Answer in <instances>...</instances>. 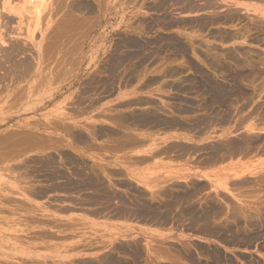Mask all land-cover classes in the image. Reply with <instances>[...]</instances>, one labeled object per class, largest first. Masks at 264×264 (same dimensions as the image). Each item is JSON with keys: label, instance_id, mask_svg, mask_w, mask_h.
Wrapping results in <instances>:
<instances>
[{"label": "rangeland", "instance_id": "rangeland-1", "mask_svg": "<svg viewBox=\"0 0 264 264\" xmlns=\"http://www.w3.org/2000/svg\"><path fill=\"white\" fill-rule=\"evenodd\" d=\"M25 1L12 0L11 5L17 7L16 10L21 12ZM54 1H46L47 11L46 14H44V11L41 14L45 17L42 16L43 20L40 21L42 22L39 26L40 31L34 33V41H29L24 35L26 33L23 32L26 30H23L24 26L23 28L20 26L23 34H10L8 37L10 41H18V44L25 46L24 48L27 51L25 55H20L19 58L29 56L27 61L33 66L32 72L25 79L15 81L16 83L6 77L5 70L0 73L2 75L0 77H4L0 80V134L4 135V133L12 131H29L32 134L30 138L35 143L38 138H40L39 141L44 140L41 141V145L35 143L33 145L30 142L34 141H29L28 144H25L27 148L19 145L13 149L9 148L6 153L7 149L1 150L5 154L0 155V157L2 156L0 158V264H87L86 262L98 264L102 260L101 258L108 256V254L118 257L121 262L126 261L131 264L133 258L131 259L129 255H132V253L129 252L126 255L118 252L116 248L120 245H132L133 248L135 247L134 244L137 245L139 251H137V260L139 261L137 264H145L147 261H158L159 264L161 262H163L162 264H215L212 262L215 257L222 258V264H264V222L260 221H264V183L261 182L264 176H260L264 174V107L261 109L262 111L257 109L260 107L258 105L264 103V32L258 29L257 26L259 25L252 24L253 16L259 21V18H261V22L264 21L262 18L264 17V0H211L218 4L217 10H215L217 15H227L226 13L231 10L233 14H236L232 19H225L222 20L223 22L218 21L217 23L209 20V15H212L207 7L210 0H185V2L184 0H166L169 1L168 4L170 5L168 6L170 7L155 5L160 0H85L90 10H85V12L81 10L82 12H77L74 16L79 15L80 19H85L88 15V19L83 21L85 25L78 17V19H75L80 20L81 24L74 25L73 29L69 27L74 32L77 29V33H73L76 36L72 39L67 37L69 36L68 26L74 22L76 23V21L72 24L68 22L69 25L66 28L68 20L65 18L68 17L66 14L65 18L61 16L64 13L63 11L67 10L64 5H70L69 2H72V0H56L55 3ZM173 1L179 4L172 5ZM1 2L3 0H0ZM187 2L188 5L192 4L198 7L193 9L188 7V10L182 8L187 5ZM7 7L11 8L9 5ZM58 7L61 11L58 10ZM0 12L16 17L14 13H9L7 9H0ZM69 17L74 19L72 16ZM63 18L66 20V23L63 22L65 25L58 27V23ZM174 19L179 20L177 24L167 25L166 22L175 21ZM48 20L49 22L46 24ZM158 21H161V23ZM55 23H57L58 30ZM163 23H166V25H163ZM16 25L14 22L11 24L12 27H16ZM62 26L65 27L66 32H63ZM51 28H54V30ZM49 30L51 33L52 30L56 33L59 31L58 33L61 35L58 34V36H62V38H55V33L52 36L53 34L51 35ZM236 32L238 33L237 37H234ZM49 35L55 40L59 39L60 42L57 41L59 46L55 44L56 41L50 38ZM223 35L225 36L223 37ZM226 35L234 38L229 39ZM63 36L66 37V40ZM73 39L76 40L72 41ZM175 40L177 41L176 44L174 43ZM134 43L135 45H141L138 48L142 50L132 47L131 44ZM177 43H180V45H177ZM8 44L9 41L5 45L0 42L1 47L4 48H7ZM123 44H126V47ZM53 45L54 49H52ZM126 49L128 51L140 50L143 52V56L142 54L136 55L139 58L143 57L142 60L134 55V58L129 56V62L124 58L128 52ZM47 50H49V53ZM122 54H125L124 57ZM128 54L131 53L128 52ZM144 55H147V58ZM1 56L0 53V62ZM116 56L117 58L119 56V60L121 58L126 59V62L123 61L121 66H117L118 71L114 70L116 73L105 71V68L108 69L110 64L108 60H117L115 59ZM108 62L109 64H106ZM106 65L108 66L106 67ZM137 67L142 68L138 70ZM132 68L134 69L132 70ZM131 70L132 72L137 70L136 74L131 73ZM168 73H170V76ZM172 73L173 75L177 74L173 76ZM47 74L49 75L47 76ZM208 77L223 88L226 87L228 98L230 100L236 98L238 103L237 101L232 100L230 102V100H227L229 101V103L227 102L228 105L224 103L221 106L216 103V106L210 99L207 91L208 87L205 88V86H208ZM232 81H235L236 85ZM38 82L39 84H37ZM144 83L146 85H143ZM94 84L96 87H94ZM234 86H240L239 90L241 91L236 92L234 89V93ZM127 103L129 104L127 105ZM229 104H232L231 107ZM155 105L158 107L155 108ZM223 106L224 108L228 106V108L224 109ZM154 108L159 110L157 112L164 119L170 120L172 118L171 120L179 119L182 121L185 117L183 120L185 123L196 120L201 121L213 116L214 119L219 118L221 114H225V111L228 117L226 116L227 120L225 122L213 123L209 127L208 123L202 121V125L207 124L204 126L206 129L202 127L203 131H201V125V132H198V135L195 129L192 130L193 132H186L190 140L169 139L167 141L169 143L178 141L174 144L182 143V145L194 149L188 153L190 155L177 157V159L163 157L160 160L156 159L136 164L133 162L135 158L144 155L138 148L116 150L113 146L114 142L110 138L104 135L101 137L95 135L100 128L103 130H119V134H122L121 131L124 129L125 124L118 119L116 121V118L144 112V109L145 112L146 110L155 112ZM180 109H186L187 111L180 113ZM252 111L261 114L258 116ZM248 115L251 117L249 121L255 130L246 127L249 121L246 124L244 123V126L238 125V120L249 117ZM51 121H53L52 125L48 123ZM72 124L77 128L79 127L78 130L87 135L86 138L90 139L89 144L92 141L91 146L94 145V147L77 144L68 133L64 132L65 127H73ZM121 124H124V127ZM151 130V132L147 130L144 133L148 134L150 132L152 139H157V142L166 135L165 133H171L170 131ZM137 134H139L138 130ZM248 136H254L253 138L261 136L262 139L256 142L255 146L248 152L244 151L243 153L230 155V157L225 156L222 160L216 161V164L214 162L208 164V147L215 143L226 142L230 139L235 141ZM148 143L150 142L148 141ZM51 144L53 146H50ZM69 144H74L73 147L79 149L81 155L69 149ZM157 144L160 147L164 145ZM29 145H32V147ZM10 150H12L11 153ZM60 153L63 154L62 159H64V162H66L65 158L67 156L72 157L78 154L77 157L81 158L88 167L100 165L101 167L96 168V171L99 172L103 168L100 170L102 174L100 172L99 174H101L100 177H103L105 184L112 186L115 192L119 191L118 193L122 197L125 195L124 198L128 200L133 199L132 194L135 195L134 189H131V187L142 191L148 199L156 203H163L170 198L160 193H158L160 195H157L155 191L157 186L150 182L160 184L158 185L161 189L157 191L163 189V191H174V193L178 191L179 193L189 188L188 191L194 192V195L192 194L194 197L189 195L192 198L188 197L190 199L188 201L191 204L195 201L198 202L194 203L195 208L202 209L208 205L206 201L210 200H212L210 202H214L213 204L220 207L221 213L216 216V220L215 218L212 220L210 217V219L207 218V222L209 221L210 224L216 226L218 231L222 228L219 234L214 236L208 235L207 232H200L197 226H188L189 224L184 220L183 222L169 220L157 225L140 221L137 218L125 219L113 216L112 211L107 213L112 210L113 204L107 210L99 205L102 208H99L98 211V205L83 203V200L80 199L83 196L80 193H72L66 190L56 191L53 188L54 191L51 185H56V183L62 185L63 182L61 179L49 182L41 181L44 178L40 177L43 174L38 172L40 169L37 171L40 162L38 159L42 157L46 160L48 156L50 158L53 156L52 158L57 161H55L56 165L58 164L59 167L60 165L64 166L60 167L62 168L61 172H64L63 174L69 173L67 170L68 162L64 165L65 163L61 164L59 160L61 159ZM6 155H10V158H4L3 160V156L7 157ZM13 155L17 157L15 158ZM35 158L36 160H34ZM94 163L96 164L93 165ZM69 167L71 166L69 165ZM65 168L66 171H64ZM5 169L6 171H4ZM127 169L142 173L145 177L144 185L131 178L127 173ZM157 169L159 172L175 170L177 174L168 178L165 174L146 175L147 172L153 173ZM105 171L112 173L107 172V174ZM233 172H237L236 177H227ZM254 177L257 180L256 182ZM247 179L250 181L251 186L248 187L247 185L242 189L233 190L237 183ZM212 181L222 184L221 187H215ZM50 183L51 185L48 186ZM224 184L227 190L222 187ZM26 188L27 190H25ZM194 189L196 190L194 191ZM229 203H232L231 205L234 208L237 206L236 211L238 213L240 211V215H235V221L230 216L227 217L228 215L225 213L226 210L231 209V205L228 207ZM175 208L177 209V207ZM175 208L174 212L176 213L178 209L175 211ZM102 209L105 212H102ZM222 211L225 215L222 214ZM174 212L172 215H175ZM262 215L263 219L260 217ZM173 218L176 219L175 216ZM231 226L236 229L235 232ZM226 227L227 232L224 231V234L223 228ZM228 229H231L233 233ZM236 232H238L237 235H235Z\"/></svg>", "mask_w": 264, "mask_h": 264}, {"label": "bare ground", "instance_id": "bare-ground-1", "mask_svg": "<svg viewBox=\"0 0 264 264\" xmlns=\"http://www.w3.org/2000/svg\"><path fill=\"white\" fill-rule=\"evenodd\" d=\"M46 1L47 0H26L25 1V5L24 6H22V11L20 12L19 10H16L17 9V7L15 8V6H12L11 5V2H12V0H3V2H1L0 4H1V10H5V9H7L8 11H9V13H14V15H16V17H14V16H10L9 14H4L3 12H0V18H1V22H0V42H1V44H3V45H5L6 43H7V41H9V44H8V46H7V48H4V47H1V45H0V53H1V57H2V59H3V61H2V59H1V62H0V73H1V71L3 70H5V72L4 73H6L5 75H6V77H8L12 82H13V80H14V83H16L15 81H17V80H20L21 81V79L23 80V79H25V77H27V76H29V74L32 72V64L31 63H29L28 61H27V58L29 59V56L27 57V58H19L20 57V55H25V52L27 51V49L26 48H24L23 46H22V44H18L17 42L18 41H13V40H9L8 39V37H9V35L10 34H16V35H20V33H22V31H21V27L20 26H22V28H23V26H24V28H23V30L24 29H26V30H24L23 32H26L24 35L26 36V38L29 40V41H32L33 40V36H34V33L36 34V32L35 31H40L39 29V26H40V23L42 24V22H40V21H42L43 19H42V16H41V14H42V12L44 11L45 13L44 14H46V11H47V9H46ZM56 1V0H55ZM55 1H54V3H55ZM156 1V0H155ZM154 1V2H155ZM260 1V0H259ZM262 1V0H261ZM64 2V1H63ZM168 2L169 1H166V0H160L159 1V3L158 2H156V4L155 5H158V6H160V7H163L164 5L165 6H168V5H170V4H168ZM171 2V1H170ZM184 2H185V0H184ZM70 3V5L68 4V3H65L66 5L68 4V6H65L64 5V8H67V10L65 9V11H66V13H65V11H63L64 13H63V15H61V16H64V18H65V14H66V16L68 17V18H65L66 20H68L67 21V23H66V20L63 18L59 23H58V27L59 26H61V25H65L64 23H66V28H67V25H69V24H72L74 21H76V23L74 22L72 25H69L68 26V29H69V31H68V29H66L67 31H68V35L69 36H67V37H70L71 39L72 38H75V36L73 35V33L75 34V33H77L76 32V27L77 28H79L78 26H76L75 27V32H74V30H72L71 31V28L73 29L74 28V25H78V23H80L81 24V22H83V21H86V19H88V15L85 17V19H83L82 17V19H80V17H78L79 15H77V16H74V14L75 13H77V12H80L81 10H83L84 12H85V10L87 11H89L90 10V7H88V4H87V2H85V0H72V2H69ZM173 3V4H172ZM171 4L172 5H177V4H179V3H176L175 1H173ZM154 4V3H153ZM182 4V3H181ZM187 5H185V6H180V7H182V8H185V9H187L188 7L190 8V7H192V9L193 8H195V7H198V6H194V5H192V4H190V5H188V2L186 3ZM206 4H207V1H206ZM205 4V5H206ZM7 5H9L11 8L9 9L8 7L6 8V6ZM29 5V6H28ZM49 5V4H48ZM56 6V5H55ZM60 6V5H59ZM146 6V5H145ZM60 7H63L62 5L60 6ZM92 7V6H91ZM168 7H170V6H168ZM206 7V6H205ZM207 7H208V10H210V12L209 13H211L212 15H209V20H210V22L212 21H216V23L218 22V21H222V20H225V19H232V17L234 16H236V14H233L231 11H230V9H229V11L230 12H228V13H226L227 15H224V16H222V15H217L216 13L217 12H215V10H217V8H218V4L215 2V1H208V5H207ZM56 10H57V8L56 7H54ZM188 8V9H189ZM45 9V10H44ZM49 9V8H48ZM54 9V10H55ZM165 9H167V8H165ZM185 9H182V10H185ZM187 9V10H188ZM197 9V8H196ZM207 9V8H206ZM52 10V9H51ZM58 10H60L59 9V7H58ZM191 10V9H190ZM199 10V9H198ZM235 9H233V11H234ZM238 10V9H237ZM61 11V10H60ZM68 11V12H67ZM179 11V10H178ZM236 11V10H235ZM53 12V11H52ZM56 12V11H55ZM82 12V11H81ZM170 12V11H169ZM237 12V11H236ZM235 12V13H236ZM59 13V12H58ZM68 13V14H67ZM238 13V12H237ZM53 15H54V13H52ZM52 14H50V15H52ZM69 14H71V15H69ZM79 14V13H78ZM81 14V13H80ZM85 14V13H84ZM86 14H87V12H86ZM72 16V17H74V19H72V18H70L69 16ZM95 15V14H94ZM41 16V17H40ZM84 16V15H83ZM166 16V15H165ZM240 16V15H239ZM253 16V15H252ZM43 17H45V15L43 16ZM81 20V22H79L80 20H75V19H78V18ZM238 17V16H237ZM163 18H168V17H163ZM263 19H264V17H262ZM47 19V18H46ZM237 19V18H236ZM260 19V21L258 20V19H256V17H252V24L254 25V24H257V25H259V26H257L258 27V29H260V30H262L263 32H264V21L263 22H261V18H259ZM57 20V21H58ZM175 20V19H174ZM65 21V22H64ZM164 21V20H163ZM167 21V20H166ZM169 21V20H168ZM179 21V20H178ZM178 21L177 20H175V21H169V22H166L167 23V25H172V24H177L178 23ZM231 21V20H230ZM233 21V20H232ZM231 21V22H232ZM237 21V20H236ZM12 22H14V23H16L17 25H16V27H12L11 26V24H12ZM44 22V21H43ZM48 22H49V20L47 21V23L46 24H48ZM64 22V23H63ZM68 22H69V24H68ZM158 22H160L161 23V21H158ZM210 22H208V23H210ZM223 22V21H222ZM228 22V21H227ZM235 22V21H234ZM62 23V24H61ZM84 23V22H83ZM166 23H163V25H166ZM181 23V22H180ZM260 23H262V24H260ZM56 24V29L58 30V28H57V23H55ZM90 24V23H89ZM158 24V23H157ZM188 24V23H187ZM84 25H85V23H84ZM84 25H83V27H84ZM159 25V24H158ZM161 25V24H160ZM44 26V25H43ZM186 26V25H185ZM184 26V27H185ZM63 27V26H62ZM65 27H63V32L65 31L64 29H65ZM69 27H71V28H69ZM203 27V26H202ZM199 28V27H198ZM51 29H53L54 30V28H51ZM167 29V28H166ZM192 29V28H191ZM52 30V33H51V31L49 30V33L52 35L53 33H55V38L56 37H59L58 36V34H60V33H56V32H54ZM79 30V29H78ZM56 31V30H55ZM241 31V30H240ZM261 31V32H262ZM66 32V31H65ZM71 33V35H70V33ZM81 32V31H80ZM262 32V33H263ZM84 33H85V31H84ZM223 33V32H222ZM23 34V33H22ZM40 34H42L41 32H40ZM237 32L234 34V37H237ZM51 35H49V37L51 36ZM61 35V34H60ZM62 35H65V34H62ZM78 35V34H77ZM43 36V35H42ZM46 36H47V34H46ZM52 36H54V34L52 35ZM50 37V38H53V37ZM74 36V37H73ZM79 36V35H78ZM173 36V35H172ZM221 36V35H220ZM225 35H223V37H224ZM227 36V38H229V39H231V38H234V37H230V36H228V35H226ZM239 36V35H238ZM241 36V35H240ZM11 37V36H10ZM61 38H62V36H60ZM59 37V39H61ZM63 37H65V36H63ZM175 37V36H174ZM55 38H53L54 40H55ZM69 38V39H70ZM169 38V37H168ZM49 39V38H48ZM58 39V38H57ZM59 39L58 40H55L56 41V43L55 44H57L58 42H60L59 41ZM68 39V38H67ZM80 39H82V38H80ZM171 39V38H170ZM169 39V40H170ZM223 39H225V38H223ZM229 39H227V40H229ZM65 40H66V37H65ZM76 39H73L72 41H75ZM172 40V39H171ZM174 40V39H173ZM176 40H177V38H176ZM174 41V43L175 42H177V41ZM34 41V40H33ZM58 41V42H57ZM71 41V42H72ZM82 41V40H81ZM6 42V43H5ZM135 42V41H134ZM171 42V41H170ZM20 43V42H19ZM33 43V42H32ZM38 43V42H37ZM78 43V42H77ZM125 43V42H124ZM137 44H138V42H136ZM27 44V43H26ZM33 44H35V43H33ZM49 44V43H48ZM66 44V43H65ZM135 45V43L134 44H131L132 45V47H137V48H135V49H141V48H138V47H140L139 45ZM163 44V43H162ZM176 44V43H175ZM2 45V46H3ZM29 45V44H28ZM27 45V46H28ZM46 45H47V43H46ZM50 45V44H49ZM58 45V44H57ZM61 45V44H60ZM69 45V44H68ZM77 45V44H76ZM124 46L126 45V44H123ZM174 45V44H173ZM177 45H180V43L178 44L177 43ZM184 45V44H183ZM50 46H52V45H50ZM59 46V45H58ZM70 46V45H69ZM78 46V45H77ZM76 46V47H77ZM81 46V45H80ZM128 46V45H127ZM71 47V46H70ZM126 47V46H125ZM129 47H131V46H129ZM131 47V48H132ZM178 47V46H177ZM50 48V47H49ZM75 48V47H74ZM180 48V47H179ZM52 49H54V45H53V47H52ZM144 49V48H143ZM182 49V48H181ZM49 50H51V49H49ZM49 50H47L48 51V53H49ZM132 50V49H131ZM142 50V49H141ZM152 50V49H151ZM157 50V49H156ZM182 50H184V49H182ZM217 50V49H216ZM29 51V50H28ZM126 51H128L127 49H126ZM133 51V52H132ZM132 51H128V52H130L131 54H128V52H127V54L125 55V57H124V55H123V57L124 58H126L127 60H128V58H129V56H133V58H134V55L136 56V55H141L143 52H141L140 50H132ZM149 51V50H148ZM44 52V51H43ZM42 52V53H43ZM56 52V51H55ZM145 52V51H144ZM153 52V51H152ZM158 52V51H157ZM47 53V54H48ZM123 53V52H122ZM154 53V52H153ZM222 53V52H221ZM44 54H46V53H44ZM145 54V53H144ZM34 56V55H33ZM142 56H143V54H142ZM147 56V55H146ZM145 55H144V57H146ZM252 56V55H251ZM43 57H44V55H43ZM46 57V56H45ZM137 57V56H136ZM136 57H135V59H136ZM252 57H254V56H252ZM35 58V57H34ZM50 58V57H49ZM132 58V59H133ZM137 58H139V57H137ZM142 58L143 57H141V58H139L140 60H142ZM147 58V57H146ZM212 58V57H211ZM51 59H52V56H51ZM111 59V58H110ZM115 59H117V60H108L109 62H110V64H109V62L108 63H106V64H109V66L108 65H106V67L108 66V69L107 68H105V66H104V68L106 69L105 71H110V73H111V71H114V70H117L118 68H117V66L119 67V66H121L122 65V63H123V61L124 62H126V59H123V58H121L120 60H119V56H118V58H117V56H116V58ZM212 59H214V58H212ZM76 60V59H75ZM134 60V59H133ZM138 60V59H137ZM140 60H139V62H140ZM145 60V59H144ZM30 61V60H29ZM59 61H61V60H59ZM66 61V60H65ZM77 61V60H76ZM129 61V60H128ZM215 61V60H214ZM70 62V61H69ZM112 62V63H111ZM130 62V61H129ZM138 62V61H137ZM264 62V61H263ZM51 63V62H50ZM57 63V62H56ZM55 63V64H56ZM77 63H78V61H77ZM144 63V62H143ZM222 64V63H221ZM63 65H64V63H63ZM126 66H127V64H125ZM215 65V64H214ZM218 65V64H217ZM47 66V65H46ZM60 66V65H59ZM138 66V65H137ZM49 67V66H48ZM55 67V66H54ZM110 67V68H109ZM130 67V66H129ZM140 67V66H139ZM115 68V69H114ZM117 68V69H116ZM124 68V67H123ZM138 68V67H137ZM142 68V67H141ZM141 68H138V70H140ZM216 68V67H215ZM55 69H56V67H55ZM61 69H63V68H61ZM127 69V68H126ZM134 68H132V70H133ZM144 69V68H143ZM44 70H46V69H44ZM132 70H131V73H133L132 72ZM223 70V69H222ZM67 71V70H66ZM104 71V72H105ZM118 71V70H117ZM137 71V70H136ZM136 71L134 72V74H136ZM144 71V70H143ZM254 72H255V70H253ZM41 72H44V71H41ZM64 72V71H63ZM122 72V71H121ZM180 72V71H179ZM47 73V72H46ZM60 73H62V72H60ZM93 73V72H92ZM114 73H116L115 71H114ZM175 73V72H174ZM223 73V72H222ZM253 73V72H252ZM43 74V73H42ZM41 74V75H42ZM55 74V73H54ZM63 74V73H62ZM127 74V73H126ZM139 74V73H138ZM141 74V73H140ZM161 74H162V72H161ZM169 74V76H170V73H168ZM167 74V75H168ZM177 74V73H176ZM176 74H174L173 75V73L171 74V75H173V76H175ZM35 75V74H34ZM44 75H45V73H44ZM49 74H47V76H48ZM57 75H58V73H57ZM59 75H61V74H59ZM133 75V74H132ZM164 75V74H163ZM240 75V74H239ZM0 76H2L1 74H0ZM46 76V77H47ZM71 76V75H70ZM117 76V75H116ZM115 76V77H116ZM129 76V75H128ZM157 76V75H156ZM238 76V75H237ZM236 76V77H237ZM247 76V75H246ZM42 77V76H41ZM93 77V76H92ZM97 77H98V75H97ZM110 78H111V76H109ZM131 77V76H130ZM133 77H134V75H133ZM241 77V76H240ZM2 77H0V80H2V79H4V77L1 79ZM7 78V79H8ZM48 78V77H47ZM56 78V77H55ZM67 78H69V77H67ZM108 78V77H107ZM128 78V77H127ZM238 78V77H237ZM245 78V77H244ZM58 79V78H57ZM91 79V78H90ZM112 79V78H111ZM114 79V78H113ZM126 79V78H125ZM157 79V78H156ZM213 79V78H212ZM232 79H233V77H232ZM41 80V79H40ZM97 80V79H96ZM96 80H95V82H96ZM130 80V79H129ZM207 80V79H206ZM222 80V79H221ZM233 80H235V78L233 79ZM237 80V79H236ZM239 80V79H238ZM7 81V80H6ZM93 81V80H92ZM102 81H103V79H102ZM154 81H155V79H154ZM217 81V80H216ZM19 82V81H18ZM86 82V81H85ZM94 82V83H95ZM151 82V81H150ZM233 82V84L234 85H236L235 83V81H232ZM235 82V83H234ZM21 83V82H20ZM102 83V82H101ZM37 84H39V82L37 83ZM89 84H90V82H89ZM96 84H97V82H96ZM104 84V83H103ZM179 84V83H178ZM177 84V85H178ZM206 84V83H205ZM232 84V85H233ZM93 85V84H92ZM95 85V84H94ZM98 85V84H97ZM101 85V84H100ZM143 85H146L145 83L143 84ZM181 85V84H180ZM198 85H200V84H198ZM207 85L208 86H205V88L206 87H208V94L210 95V99L213 101V103H215V105H216V103L218 104V105H221L222 106V104L224 105V103H226L227 105H228V103H229V101H227V100H230L228 97V90L226 89V87H222V86H220L219 84H217L214 80H210L209 79V77H208V81H207ZM12 86V85H11ZM89 86V85H88ZM170 86H172V85H170ZM173 86H174V84H173ZM183 86V85H182ZM3 87V86H2ZM39 87V86H38ZM94 87H96V85L94 86ZM98 87H100V86H98ZM104 87H105V85H104ZM103 87V88H104ZM111 87V86H110ZM203 87H204V84H203ZM202 87V88H203ZM235 88H233V91H234V89L236 90V92H240L241 90H239V87L237 86H234ZM23 88V86L21 87V89ZM26 88V87H25ZM93 88V87H92ZM184 88V87H183ZM186 88V87H185ZM20 89V90H21ZM98 89V88H97ZM207 89V88H206ZM86 90H89V89H86ZM93 90H94V88H93ZM103 90V89H102ZM3 91V90H2ZM183 91V90H182ZM206 91V92H207ZM230 91H231V89H230ZM229 91V92H230ZM87 92H90V91H87ZM86 92V93H87ZM96 92V91H95ZM2 93V92H1ZM18 93V92H17ZM21 93V92H20ZM98 93V92H97ZM234 93H235V91H234ZM19 94V93H18ZM22 94V93H21ZM230 94V93H229ZM231 95H232V93H231ZM231 95H230V97H231ZM236 95V94H235ZM240 95V94H239ZM248 95V94H247ZM237 96V95H236ZM209 97V96H208ZM90 98V97H89ZM234 98V97H233ZM22 99V98H21ZM20 99V100H21ZM235 100H233V101H237L238 99H236V98H234ZM90 100V99H89ZM232 100H230V102L232 101ZM251 100V99H250ZM82 101V100H81ZM144 101H146V100H144ZM211 101V102H212ZM148 102V101H147ZM228 102V103H227ZM240 102V101H239ZM140 103H142V102H140ZM144 103V102H143ZM237 103H238V101H237ZM236 103V104H237ZM243 103V102H242ZM129 103H127V105H128ZM150 104V103H149ZM211 104V103H210ZM264 104V103H263ZM263 104L262 105H258V106H260L259 108H257L258 110H261L264 106H263ZM154 105V104H153ZM213 105V104H212ZM230 105V107H231V105L232 104H229ZM234 105V104H233ZM240 105H242V104H240ZM11 106V105H10ZM217 106V105H216ZM220 106V107H221ZM235 106V105H234ZM237 106V105H236ZM247 106V104L245 105V107ZM257 106V105H256ZM12 107V106H11ZM151 107V106H150ZM156 107H158V106H156L155 105V108ZM213 107V106H212ZM211 107V108H212ZM215 107V106H214ZM219 107V108H220ZM237 107H239L240 108V106H237ZM3 108V107H2ZM154 108V111L155 112H153V111H147L146 110V112H145V109H144V112H140V113H135V114H131V115H129V116H120L119 118H116V121H117V119L121 122V123H124L125 124V127L123 126L124 124H121L123 127H124V129H122V131H121V133L122 134H119V132L117 131V130H103V129H101L100 128V130L98 129L97 131H96V133H95V135H98V137H101V136H107L108 138H110L111 140H112V142H114V147H115V149L116 150H124V149H139L140 151H142L143 152V154L144 155H142V156H140V157H137V158H135V160L133 161V162H135L136 164H138V163H145V162H149L150 160L152 161V160H156V159H158V160H160V159H162L163 157H174V158H172V159H177V157H179V158H181V157H184L185 155H190V154H188L191 150H194L192 147H187V146H184V145H182V143L180 144H174V143H177L176 141L174 142V143H169V142H167L169 139H172V138H176V140L177 139H180L181 141H183L184 139H187V140H190V138H189V136L187 135V133L186 132H189V131H192V130H194L195 129V131H196V134L198 135V132H201V131H203V128L202 127H204V126H206V125H202V121L203 122H205V123H208V127H209V125H211V124H213V123H222V122H225L226 120H227V118H226V116L228 117V114L226 113V111H225V114H224V116H222L223 114H221V117H219V118H215L214 119V116L212 117V118H209V117H207V118H205V119H203V120H196V121H191V122H187V123H185L183 120H184V118H183V122L182 121H180L179 119L177 120H171L170 118V120H168V119H164V118H162L161 117V115H160V113H158L157 111H159V110H157V109H155ZM160 108V107H159ZM223 108H224V106H223ZM228 108V106H226V108H224V109H227ZM234 109V108H233ZM256 109V110H257ZM152 110V109H151ZM181 110V109H180ZM264 110V109H263ZM185 111H187L186 109L185 110H181V111H179L180 113L182 112H185ZM221 111H222V108H221ZM220 111V112H221ZM233 111V110H232ZM237 111H239V110H237ZM262 111V110H261ZM261 111H259V112H261ZM195 112V111H194ZM253 112V111H252ZM133 113V112H132ZM188 113H189V111H188ZM214 113V112H213ZM253 113H255V112H253ZM263 113V112H262ZM162 114V113H161ZM164 114V113H163ZM187 114V113H186ZM215 114V113H214ZM252 114V113H251ZM256 114V113H255ZM261 114V113H260ZM260 114L258 113V114H256V115H258V116H260ZM264 114V113H263ZM213 115V114H212ZM250 115V114H249ZM248 115V116H249ZM64 116V115H63ZM210 116V115H209ZM233 116V115H232ZM251 116H253V115H251ZM168 117V116H167ZM176 117V116H175ZM205 117V116H204ZM235 117V116H234ZM254 117V116H253ZM181 118V117H180ZM190 118V117H189ZM232 118V117H231ZM249 118H251L250 116L249 117H243L242 119H240V120H238V125H243L244 123L246 124V122L248 123V121L250 120ZM174 119V118H173ZM190 119H192V118H190ZM255 119V118H254ZM115 120V119H114ZM52 122L53 121H51V122H48L49 124H51L52 125ZM119 122V123H120ZM237 123V122H236ZM204 124V123H203ZM224 124V123H223ZM40 125H42V124H40ZM59 125V124H58ZM73 125V124H72ZM72 125H70V126H72ZM202 125V126H201ZM215 125V124H214ZM219 125H221V124H219ZM60 126V125H59ZM68 126V125H67ZM90 126H91V124H90ZM89 126V127H90ZM118 126H120V125H118ZM200 126H201V128H202V130L200 131ZM244 126V125H243ZM53 127V126H52ZM246 127H248V129H250V130H255V128H254V126L252 125V123L249 121V123L247 124V126ZM45 128V127H44ZM56 128V127H55ZM79 128V127H78ZM78 128L75 126V125H73V127H70V128H66L65 127V129H64V132L65 133H68V135L72 138V140L74 141V142H76L77 144H80V145H83V146H86V147H94V145L93 146H91V143H92V141H91V143L89 144V140L90 139H87L86 138V136L87 135H85L84 133H82L80 130H78ZM88 128V127H87ZM205 129H206V127H204ZM48 129V128H47ZM57 129V128H56ZM132 129V130H131ZM151 129H155V130H158V131H160V130H162L163 132H165V131H170L171 133H165L166 135L163 137V138H160L159 139V141L157 142V139H155V138H153L152 139V137H151V135L149 134L151 131H154V130H151ZM137 130H138V132H139V134H137ZM147 130H151L148 134H145L144 132H147ZM261 130V129H260ZM36 131V130H35ZM91 131V130H90ZM94 131V130H93ZM105 131V132H104ZM134 132H136V133H134ZM175 132H178L179 134L177 135V133L175 134ZM193 132V131H192ZM94 133V132H93ZM156 133V132H155ZM159 133H161V132H159ZM31 135L32 134H30V132L29 131H25V132H15V131H12V132H8V133H4V135L2 134H0V155L3 153V155L9 150V148L10 149H13L14 147H16V146H21L22 145V147L24 148L25 146H27V145H25V144H28L29 143V141H34V140H32L30 137H31ZM85 135V136H84ZM91 135V134H90ZM135 135V136H134ZM157 135V134H156ZM192 136V135H191ZM262 136V135H261ZM261 136L260 137H255V138H253L254 136H248V137H243V138H241V139H239V140H235V141H233V139H230V140H225L226 142H219V143H215L214 145H212V146H210V147H208V164H211V163H213L214 162V164H216L215 162L217 161H219V160H222V158H224L225 156H229L230 157V155L232 156V155H234V154H238V153H243L244 151H246V152H248L249 150H251L255 145V143L256 142H258V141H260L262 138H261ZM34 137V136H33ZM40 137V136H39ZM38 138V137H37ZM68 138V137H67ZM91 138V137H90ZM38 139H40V138H38ZM36 140L37 142L35 143V141L34 142H30L31 144L33 143V145H34V143L36 144V145H41L42 143H41V141H39V140ZM52 140V139H51ZM44 141V140H43ZM42 141V142H43ZM89 141V142H88ZM150 142V143H148L147 144V142ZM28 142V143H27ZM38 142H40V143H38ZM54 142V141H53ZM73 143V142H72ZM157 143H161V144H164L163 146H158V144ZM169 143V144H168ZM47 144V143H46ZM50 144V143H49ZM147 144V145H146ZM189 144V143H188ZM24 145V146H23ZM74 145V144H73ZM73 145H68V147H69V149H71L73 152H76V153H78V154H80V150L78 151L77 149H76V147H73ZM30 147H32V145H29ZM50 146H53L52 144L50 145ZM58 146V145H57ZM64 146V145H63ZM112 146V145H111ZM209 146V145H208ZM34 147V146H33ZM67 147V148H68ZM113 147V148H114ZM25 148H27V147H25ZM39 148V147H38ZM55 148V147H54ZM58 148V147H57ZM97 148V147H96ZM102 148H104V147H102ZM5 150V149H7L6 151H5V153L3 152V151H1V150ZM109 150V149H108ZM15 151V150H14ZM13 151V152H14ZM18 151H19V149H18ZM28 151H29V148H28ZM10 153L12 152V150H10L9 151ZM21 152V151H20ZM193 152V151H192ZM191 152V153H192ZM207 152V151H206ZM9 153V154H10ZM65 153V152H64ZM77 154V155H78ZM207 154V153H206ZM77 155H73L72 157H70V156H67V158H65V160H66V162H64V159H62L63 158V154H61L60 153V156H61V159H59L60 161H61V164L62 163H65L64 165H66L67 164V162H68V168H67V170L69 171V173H67L66 172V174H63L62 172H61V169L62 168H60L62 165H60V167H59V165L57 166L56 165V160L54 159V158H52L53 156H51V158L48 156V158L46 159V160H44V159H42V157L40 158V159H38V160H40V162H39V167H38V169L35 167V169H37V171L38 172H41V173H43V174H41L40 175V177L42 176L44 179L43 180H41V181H46V182H49V181H54L55 179H61L62 180V185H60V184H58V183H56V185H51V183L48 185V186H50L51 185V188H52V190H56V191H59V190H66V191H68V192H72V193H80V194H82V196L83 197H81L80 199L81 200H83L82 202L84 203L85 202V204H87V203H89V204H94V205H100V206H103L104 208H106V210L110 207V206H113V207H115V208H113L112 207V210H110V212H107V213H111V211L113 212V216L115 215V216H119V217H123V218H137V219H139L140 221H144V222H151V223H154V224H162V223H164V222H168L169 220H174V221H176L177 220V222L180 220V221H182L183 222V220L184 221H187L186 223L187 224H189L188 226H191V227H194V226H197L199 229V231L200 232H207L208 233V235H214L215 236V234H219V231L221 230V228H220V230L218 231V228L216 227V226H214V225H212V224H210L209 223V221L207 222V218H209L210 219V217L212 218V220H213V218H215V220H216V216L217 215H220V213H221V210H220V207L219 206H217L216 204H213L212 202H210V201H212V200H210V201H206V202H208V205L207 206H205V207H203L202 209L200 208V209H197V208H195V206H194V203L196 202H194V203H192L191 204V202H189L188 201V197H190V198H192L191 196H189V195H192L194 192H190V191H188V189L186 190V191H180L179 193H178V191H176L175 193H174V191H171V192H168V191H163V189H162V191H157V190H160L161 188L159 187V183H154V182H150V183H152V184H155V186H157V188H156V194L157 195H160V194H162V195H164V196H169L170 198L168 199V200H165L163 203H156V202H154L153 200H151V199H148L147 197H146V194H144L142 191H140V190H138V189H136V188H132L131 187V189H134L133 191L135 192V195L134 194H132L134 197H133V199H130V200H128V199H125L124 197H125V195H123L124 197H122V195H120L118 192H115L114 191V189H113V187L112 186H110L109 184H105V182H104V180H103V177L101 176L100 177V175L102 174L101 172H100V170H102V169H100L99 170V172L101 173V174H99V172H97L96 171V168H98L100 165H95L96 163H94L93 165H95L96 167H94V166H89L88 167V165H86L85 163H84V161L83 160H81V158H79V157H77ZM81 155V154H80ZM79 155V156H80ZM170 155V156H169ZM7 157H5V156H3V160H4V158H10V155H6ZM21 156V155H20ZM46 156V155H45ZM65 156V155H64ZM2 157V156H1ZM0 157V158H1ZM12 157V156H11ZM13 157H15V155H13ZM12 157V158H13ZM17 157V156H16ZM15 157V158H16ZM176 157V158H175ZM44 158H46V157H44ZM28 159V158H27ZM24 160V159H23ZM34 160H36V158L34 159ZM42 160H44L43 162H41ZM63 160V161H62ZM207 160V159H206ZM0 161H1V159H0ZM56 161V162H55ZM131 161V162H132ZM35 162H37V161H35ZM156 162V161H155ZM59 164H60V162H59ZM89 164V163H88ZM69 165L71 166V167H69ZM13 166V165H12ZM11 166V167H12ZM157 166V165H156ZM17 167V166H16ZM22 168H23V166H21ZM62 167H64V166H62ZM101 167V166H100ZM99 167V168H100ZM26 168V167H25ZM34 168V167H33ZM2 169V168H1ZM15 169V168H14ZM32 169V168H31ZM64 169V168H63ZM156 169V168H155ZM263 169V168H262ZM9 170V169H8ZM21 170V169H20ZM98 170V169H97ZM163 170V169H162ZM4 171H6V169L4 170ZM23 171V170H22ZM64 171H66V168H65V170ZM161 171V170H160ZM250 171V170H249ZM12 172H14V171H12ZM33 172V171H32ZM31 172V173H32ZM103 172H104V170H103ZM106 172V171H105ZM108 173H112V172H110V171H107ZM106 172V173H107ZM116 172V171H115ZM114 172V173H115ZM25 173H27V172H25ZM107 173V174H108ZM127 173H128V175L131 177V178H133L134 180H136V181H138L140 184H142V185H144L143 184V181L145 180L144 178V176L142 175V173H136V172H133V171H131L130 169H127ZM237 172H233V173H231V174H229L227 177H236L237 176V174H236ZM242 173H244V172H242ZM157 174H165V176L168 178V177H173V175H175V174H177V172H175V170H172V171H161V172H159L158 171V169H157V171H154L153 173H146V175L147 176H154V175H157ZM116 175V174H115ZM238 175H240V174H238ZM108 176V175H107ZM261 177L262 176H264V174H262V175H260ZM259 176V177H260ZM255 178V177H254ZM163 179V178H162ZM165 181H170L169 179H164ZM248 180V179H247ZM240 180V181H242V182H240V183H237V181H236V186H234L233 187V190L235 189H242L243 187H247V185H248V187L249 186H251L250 184V181L248 180ZM254 180V179H253ZM257 180H256V178H255V182H256ZM258 181H259V179H258ZM213 182V185L215 186V187H217V186H220L221 187V185L222 184H220V183H216L217 181H212ZM239 182V181H238ZM254 182V181H253ZM261 182H263L264 183V178L261 180ZM223 183V182H222ZM232 183V182H231ZM257 183H259V182H257ZM113 184V183H112ZM159 184V185H158ZM163 184V183H162ZM2 185V184H1ZM235 185V184H234ZM150 186V185H149ZM154 186V187H155ZM180 186V185H179ZM158 187H159V189H158ZM176 187V186H175ZM223 188H225V184L222 186ZM54 188V189H53ZM165 188V187H164ZM173 188V187H172ZM172 188H169V189H172ZM187 188V187H186ZM262 188V187H261ZM7 189V188H6ZM226 190H227V188H225ZM247 189V188H246ZM3 190V189H2ZM25 190H27V188L25 189ZM33 190V189H32ZM54 190V191H55ZM196 189H194V191H195ZM50 191V190H49ZM202 191V190H201ZM200 191V192H201ZM251 191V190H250ZM256 191V190H255ZM243 192V191H242ZM12 193V192H11ZM151 193H153V192H151ZM158 193H160V194H158ZM239 193V192H238ZM41 194V193H40ZM44 194V193H43ZM42 194V195H43ZM194 195V194H193ZM192 195V196H193ZM36 196H37V194H36ZM81 196V195H80ZM79 196V197H80ZM241 196V195H240ZM194 197V196H193ZM196 197V196H195ZM159 198V197H158ZM210 198V197H209ZM66 199V198H65ZM19 200V199H18ZM64 200V199H63ZM76 200V199H75ZM81 200H80V204H81ZM190 200V199H189ZM192 200V199H191ZM193 201V200H192ZM227 201V200H226ZM17 203H19V202H17ZM196 203H198V202H196ZM233 203V202H232ZM232 203H229L228 204V207L232 204ZM113 204V205H112ZM184 204H186V205H184ZM100 206L98 207V211H99V208H100ZM232 206V205H231ZM230 206V210H226L225 211V213H227L226 215H228L227 217H229L230 216V218L232 219V220H234L235 219V215H240V211H239V213L236 211L237 210V206H235V208H234V206H232L231 207ZM175 207H177V209L175 208ZM264 207V206H263ZM262 207V208H263ZM57 208V207H56ZM102 208V207H101ZM100 208V209H101ZM174 208H175V211H176V213L174 212ZM222 209H223V207H221ZM250 208V207H249ZM252 208V207H251ZM242 209V208H241ZM240 209V210H241ZM10 210V209H9ZM12 210V209H11ZM22 210V209H21ZM83 210V209H82ZM199 210H200V212H199ZM88 211V210H87ZM97 211V210H96ZM102 212L104 211V209H102L101 210ZM237 212V214H235L236 212ZM105 212V211H104ZM174 212V214L175 215H172V213ZM224 211H222V214H224L223 213ZM246 212V211H245ZM221 214V215H222ZM242 214V213H241ZM250 214V213H249ZM248 214V215H249ZM225 215V214H224ZM223 215V216H224ZM243 215V214H242ZM263 215H264V213H263ZM263 215L262 216H260V217H262V219H263ZM104 216V215H103ZM176 217V219H174L173 217ZM111 217H112V215H111ZM219 217H221V216H219ZM218 217V218H219ZM226 217V216H225ZM232 217H234V218H232ZM244 217V216H243ZM246 217V216H245ZM117 218V217H116ZM122 218V219H123ZM229 218V219H230ZM220 219V218H219ZM228 219V220H229ZM248 219V218H247ZM242 220V219H241ZM246 220V219H245ZM253 220V219H252ZM256 220V219H255ZM218 221H220V220H218ZM235 221V220H234ZM262 223L264 222V221H262V220H260ZM217 222V221H216ZM221 222V221H220ZM237 222V221H236ZM249 222V221H248ZM257 222V221H256ZM238 223V222H237ZM253 223V222H252ZM6 224H7V222H6ZM258 224V223H257ZM256 224V225H257ZM9 225V224H8ZM244 225V224H243ZM247 225V224H246ZM248 225H250V223H248ZM260 225V224H259ZM239 226V225H238ZM251 226V225H250ZM252 226H253V224H252ZM190 227V228H191ZM218 227H219V225H218ZM225 227V226H224ZM232 227V226H231ZM256 227V226H255ZM196 228V227H195ZM260 228H261V226H260ZM197 229V228H196ZM225 229H227V227L226 228H223V232L224 231H226ZM234 228L232 227V230H233ZM228 230H230V231H232L231 229H228ZM235 230L236 229H234L233 231L235 232ZM240 230V229H239ZM233 231H232V233H233ZM258 231V230H257ZM256 231V232H257ZM227 232V231H226ZM238 232H240V231H238ZM238 232H236V234L235 235H237V233ZM242 233V232H241ZM224 234H225V232H224ZM227 234V233H226ZM231 234V233H230ZM229 234V235H230ZM227 236V235H226ZM233 236V235H232ZM251 236V235H250ZM224 237V236H223ZM237 237V236H236ZM242 237V236H241ZM247 237V236H246ZM217 238H218V236H217ZM244 238V237H243ZM254 238V237H253ZM222 239V238H221ZM227 239V238H226ZM232 239H234V238H232ZM236 239V238H235ZM242 239V238H241ZM223 240H224V238H223ZM237 240V239H236ZM219 241H220V239H219ZM227 241V240H226ZM249 242H250V240H248ZM136 243V242H135ZM133 246H135V247H133L132 248V245H120V246H118L117 248H116V250L118 251V252H120V253H124V254H126L127 255V253H132V255H129L130 257H131V259L133 260V262L131 263V264H137L139 261L137 260V258H138V254H137V245L136 244H134ZM131 247V248H130ZM215 250V249H214ZM139 252V251H138ZM108 253V252H107ZM103 254V253H102ZM101 254V255H102ZM106 255V254H105ZM214 255V254H213ZM218 255V254H217ZM216 255V256H217ZM101 257V256H100ZM102 260H100V262L98 263V264H129V263H127L126 261H124V262H121L120 261V259L117 257L116 258V256H113V255H111V254H108V256L106 255V257H104L103 256V258H101ZM86 261H88V260H86ZM128 261V260H127ZM142 261V260H141ZM144 261H145V259H144ZM147 261V260H146ZM160 261H162V260H160ZM159 261V262H160ZM126 262V263H125ZM157 262V263H156ZM153 261V262H151V261H147L145 264H159L158 263V261ZM212 262L213 263H215V264H222V258L220 259L219 257H215L214 258V260H212ZM224 262V261H223ZM82 263V262H81ZM87 264H91V262H86ZM163 262H161V264H162ZM79 264V263H78ZM92 264H93V262H92ZM227 264V263H226Z\"/></svg>", "mask_w": 264, "mask_h": 264}]
</instances>
